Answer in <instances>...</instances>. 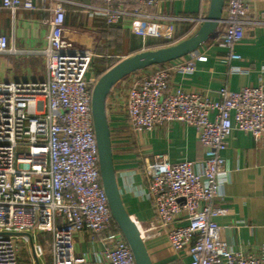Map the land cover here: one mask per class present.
I'll use <instances>...</instances> for the list:
<instances>
[{"label": "built area", "instance_id": "2783aa9c", "mask_svg": "<svg viewBox=\"0 0 264 264\" xmlns=\"http://www.w3.org/2000/svg\"><path fill=\"white\" fill-rule=\"evenodd\" d=\"M68 1H0L12 11H51L49 44L42 50L46 75L0 79V264H92L75 251V238L83 232L101 236L104 248L95 264H137L112 216L100 176L91 105L99 78L93 66L99 29L94 24L76 27L85 42L69 37ZM93 1L91 20L105 27L126 17L149 20L153 15L147 9L158 3ZM253 1L225 0L211 39L220 42L229 59L242 58L235 47L245 37ZM6 52L15 49L0 34V54ZM206 58L192 53L186 61L153 65L130 82L122 79L108 95L109 113L112 102L120 101L134 133L183 122L195 127L205 148L200 161L172 162L161 154L145 162L141 172L153 216L146 224L135 221L145 242L165 235L173 251L187 257L183 264H264V244L258 251L235 250L223 240L215 220L222 212L216 200L227 180L223 152L232 131L264 136V86H223L215 99L171 85L173 73L192 72L196 61ZM27 243L32 251L24 256Z\"/></svg>", "mask_w": 264, "mask_h": 264}, {"label": "crops", "instance_id": "0c3cea01", "mask_svg": "<svg viewBox=\"0 0 264 264\" xmlns=\"http://www.w3.org/2000/svg\"><path fill=\"white\" fill-rule=\"evenodd\" d=\"M91 4H95L93 0H69L65 4L67 34L78 42H85L87 37L77 33L76 27L94 24L100 35L104 30L101 22L91 20ZM209 7L210 0H158L147 9L153 18L140 21L126 17L116 28L104 31L117 32L116 36L130 51L125 54L128 56L139 49H153L185 39L190 31L198 29ZM50 19L49 9L12 11L0 6V34L7 35L9 46L15 49L0 54V79L33 80L46 75L42 50L49 44ZM246 20L245 37L235 47L241 59H229L220 42L210 39L196 52L206 56V60L196 61L192 72L173 73L171 85L215 99L223 86L231 90L264 86V0L251 3ZM112 36L106 34L102 44L111 43ZM179 59L186 61L190 55ZM120 103L112 102L109 120L115 170L127 211L134 220L146 224L153 216V207L146 197L147 183L141 172L145 162L161 154L172 162L200 161L205 148L195 127L183 122L134 133ZM223 155L227 180L216 200L222 212L215 220L222 227L223 240L231 248L258 251L264 244V136L254 137L234 129ZM75 241L77 255L85 256L92 264L99 260L98 253L104 248L101 236L83 232L77 234ZM146 246L154 264H183L187 259H181L173 251L165 235L146 240Z\"/></svg>", "mask_w": 264, "mask_h": 264}, {"label": "water", "instance_id": "95a60500", "mask_svg": "<svg viewBox=\"0 0 264 264\" xmlns=\"http://www.w3.org/2000/svg\"><path fill=\"white\" fill-rule=\"evenodd\" d=\"M224 6L225 0H210L207 15L202 19L200 26L191 36L168 46L141 50L125 56L101 74L93 87L91 105L98 146L101 181L108 198L112 216L130 245L137 264L154 263L140 229L127 211L122 199L114 165L109 124L110 113L107 109L108 95L115 84L134 72L196 53L204 43L215 36Z\"/></svg>", "mask_w": 264, "mask_h": 264}, {"label": "trees", "instance_id": "16d2710c", "mask_svg": "<svg viewBox=\"0 0 264 264\" xmlns=\"http://www.w3.org/2000/svg\"><path fill=\"white\" fill-rule=\"evenodd\" d=\"M118 25V24H117ZM117 25H115V26H111V27H105V26H103L104 28V30H106V29H108V30H111L112 28L114 29V28H116V26ZM101 31L102 32V38L107 34V36L108 37H110L111 35H113L112 37V40H111V43H109V44H107L106 46H98L97 47V50H96V53H98V54H100V55H105V54H109V52H112L111 50H112V48L110 47V44H112L113 43V41H114V39L115 38H117V37H119V36H116V33H106V32H108V31ZM104 32H105V34H104ZM111 34V35H110ZM193 33H192V31H190L189 33H188V35H187V37H189V36H191ZM186 37V38H187ZM180 40H182V39H179L178 41H180ZM178 41H176V42H178ZM175 42V43H176ZM174 44V43H173ZM168 45H171V44H168ZM168 45H159V46H157V47H154L153 49H156V48H160V47H164V46H168ZM110 48V51H106L107 49H109ZM146 49H150V48H146ZM146 49H139V50H136V51H133V52H131L130 53V55L131 54H134V53H136V52H139V51H141V50H146ZM96 61H94V65H96V67H95V69H96V74L98 75V76H100L101 74H103L106 70H108L111 66H113L117 61H115L114 63H112L111 62V60H108L107 59V57H103V56H100V58H97V59H95ZM110 62H111V65H110ZM95 63H99V64H95ZM106 63V65L107 64H109L108 66H104V64ZM93 65V66H94Z\"/></svg>", "mask_w": 264, "mask_h": 264}, {"label": "rangeland", "instance_id": "374dc122", "mask_svg": "<svg viewBox=\"0 0 264 264\" xmlns=\"http://www.w3.org/2000/svg\"><path fill=\"white\" fill-rule=\"evenodd\" d=\"M99 37V36H98ZM97 37V38H98ZM100 37H101V39H100ZM100 37H99V39H98V41H99V46H102L103 44V42H102V33H101V35H100ZM126 44H123L122 43V41H121V38L120 37H117V38H115L114 39V41H113V43L112 44H110V47L112 48V52H109V54H107L108 56H107V59L108 60H111V62L112 63H114L115 61H120L122 58H124L126 55V53H128V52H130L129 50H128V48L125 46ZM104 46V45H103ZM96 50H97V48H96ZM99 55V56H98ZM97 58H100V54H98L97 53V56H96V58L95 59H97ZM96 61V60H95ZM111 62H110V65H111ZM116 62V63H117ZM115 63V64H116ZM95 64H99V63H95ZM106 65V63L104 64V66ZM109 64H107L106 66H108ZM95 67H96V65H94V70L96 71V69H95ZM136 74H138V71L137 72H134V73H132V74H130V75H128L127 77H125L124 79H125V82H130L131 81V79L136 75ZM127 84V83H126ZM42 237V239H43V237L44 236H41ZM43 242V241H42ZM28 244V243H27ZM28 250H30V251H32V247L28 244V246H26V247H24L23 248V250H22V252H23V255L24 256H26V254H27V252H28ZM46 259H47V257H46Z\"/></svg>", "mask_w": 264, "mask_h": 264}]
</instances>
